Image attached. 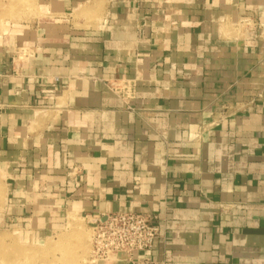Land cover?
Returning <instances> with one entry per match:
<instances>
[{
  "label": "crops",
  "instance_id": "1",
  "mask_svg": "<svg viewBox=\"0 0 264 264\" xmlns=\"http://www.w3.org/2000/svg\"><path fill=\"white\" fill-rule=\"evenodd\" d=\"M117 211L165 264H264V0L0 4V264Z\"/></svg>",
  "mask_w": 264,
  "mask_h": 264
},
{
  "label": "built area",
  "instance_id": "2",
  "mask_svg": "<svg viewBox=\"0 0 264 264\" xmlns=\"http://www.w3.org/2000/svg\"><path fill=\"white\" fill-rule=\"evenodd\" d=\"M126 90V87H121ZM125 92V95L131 93ZM91 261L119 259L129 264H165L146 254L159 236V216L152 212L117 211L91 222Z\"/></svg>",
  "mask_w": 264,
  "mask_h": 264
},
{
  "label": "rangeland",
  "instance_id": "3",
  "mask_svg": "<svg viewBox=\"0 0 264 264\" xmlns=\"http://www.w3.org/2000/svg\"><path fill=\"white\" fill-rule=\"evenodd\" d=\"M5 1L0 0V4ZM70 216L69 220L72 219L73 224H69L68 220V229L57 233L35 249H22V255L28 257L25 259L37 264H82L89 259L92 224L83 220L77 221L73 215Z\"/></svg>",
  "mask_w": 264,
  "mask_h": 264
},
{
  "label": "bare ground",
  "instance_id": "4",
  "mask_svg": "<svg viewBox=\"0 0 264 264\" xmlns=\"http://www.w3.org/2000/svg\"><path fill=\"white\" fill-rule=\"evenodd\" d=\"M70 217H72V216H70ZM73 218H74V217H73ZM71 220H72V219L69 220V224H73ZM73 220H75V219H73ZM69 224H68V225H69ZM73 226H75V225H73ZM72 229H73V228H72Z\"/></svg>",
  "mask_w": 264,
  "mask_h": 264
}]
</instances>
